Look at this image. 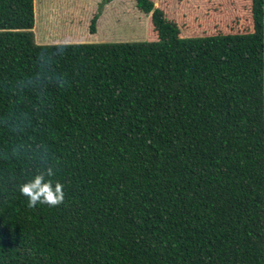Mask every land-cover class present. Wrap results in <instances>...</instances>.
Masks as SVG:
<instances>
[{"label":"trees","instance_id":"16d2710c","mask_svg":"<svg viewBox=\"0 0 264 264\" xmlns=\"http://www.w3.org/2000/svg\"><path fill=\"white\" fill-rule=\"evenodd\" d=\"M132 1L145 40L34 44L0 0V264H264V0L185 30Z\"/></svg>","mask_w":264,"mask_h":264},{"label":"rangeland","instance_id":"374dc122","mask_svg":"<svg viewBox=\"0 0 264 264\" xmlns=\"http://www.w3.org/2000/svg\"><path fill=\"white\" fill-rule=\"evenodd\" d=\"M101 0H32L34 44L97 43L140 41L146 38L147 15L136 9L132 0H111L103 4L94 23V33L87 24ZM162 7L165 16L174 19L185 30L216 26L211 16L223 9L230 11L227 22L236 17V0H151ZM192 18V20H191ZM201 25V26H200ZM233 26V25H232ZM67 38V39H66ZM59 42V43H58Z\"/></svg>","mask_w":264,"mask_h":264},{"label":"clouds","instance_id":"9594fccd","mask_svg":"<svg viewBox=\"0 0 264 264\" xmlns=\"http://www.w3.org/2000/svg\"><path fill=\"white\" fill-rule=\"evenodd\" d=\"M53 175L54 173L49 169L46 173H38L20 185L19 192L27 198L29 208L37 204L57 206L64 201L63 185L60 182L54 183L50 179Z\"/></svg>","mask_w":264,"mask_h":264}]
</instances>
